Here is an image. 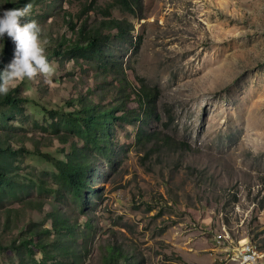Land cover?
<instances>
[{"label": "rangeland", "instance_id": "374dc122", "mask_svg": "<svg viewBox=\"0 0 264 264\" xmlns=\"http://www.w3.org/2000/svg\"><path fill=\"white\" fill-rule=\"evenodd\" d=\"M105 18L134 30L115 32L105 54L71 51L68 22ZM25 19L56 71L50 84L17 82L18 105L0 102L13 147L0 156V264H108L110 244L127 254L119 264H237L229 250L245 243L264 264V0H141L137 13L118 0H40ZM142 85L157 91L149 122L109 123L98 143L85 132L81 99L132 110ZM138 125L181 144L141 143ZM74 146L91 164L84 199L38 152L65 160Z\"/></svg>", "mask_w": 264, "mask_h": 264}, {"label": "trees", "instance_id": "16d2710c", "mask_svg": "<svg viewBox=\"0 0 264 264\" xmlns=\"http://www.w3.org/2000/svg\"><path fill=\"white\" fill-rule=\"evenodd\" d=\"M40 0H6L7 8H22L26 3H31L34 5ZM125 8L133 13L138 12V8L141 5V0H118ZM72 21V20H70ZM73 30L77 33V44L74 48H70L71 51L79 52L81 50L82 44H87L91 49L90 51L105 54V44L113 37L114 33L117 32L119 37H124L134 30L132 24L126 20L105 18L97 20L91 24L89 22H83L79 29L72 22H68ZM0 49V70L3 65L9 60V55L12 51L13 43L10 39L5 37L2 40ZM82 52V51H81ZM65 53L62 50H56L55 54L63 55ZM68 53V52H67ZM122 79V78H121ZM127 81L125 78L121 80V85L123 89H127L125 84ZM134 99L137 104L136 108L132 110L126 109L125 105L121 103L102 105V103L90 102L88 99L83 98L80 100V110L81 117L79 119L83 122L85 127V132L93 137V140L98 143L99 138L97 131L99 129L103 130L105 134L108 133V124L116 123L121 120L126 123H141L149 122V119L155 114L156 107V97L157 91L155 88H151L147 85L138 86L133 90ZM1 103H9L11 105H18L20 99L13 95L10 91L7 96H3L0 100ZM118 109H123V113L120 116L116 115ZM71 117L73 115H70ZM137 137L141 143H151L152 141L162 143L180 145L178 141L172 139L169 136H160L158 131L145 130L143 126L138 125ZM62 140H65L62 138ZM5 143L3 139L0 138V156L2 151H11L13 147H4ZM26 149V147H25ZM24 150V148H23ZM40 154L45 156L46 159L52 161L58 169V174L63 179V181L68 184L72 192L79 199H84V190L89 187L88 173L90 169V160L88 159V152L84 147L78 148L74 146L70 153L67 154L66 159H59L54 157L49 153L42 152L38 150ZM5 174L2 172V166L0 163V178H5ZM52 224L56 229L73 231L75 228L74 224H71L69 220H64V218H54ZM88 229L93 228L91 221L86 224ZM31 233V232H30ZM127 257V254L121 249L113 244L107 246L105 250L104 259L108 264H119L122 258Z\"/></svg>", "mask_w": 264, "mask_h": 264}, {"label": "clouds", "instance_id": "9594fccd", "mask_svg": "<svg viewBox=\"0 0 264 264\" xmlns=\"http://www.w3.org/2000/svg\"><path fill=\"white\" fill-rule=\"evenodd\" d=\"M33 5L0 8V39L7 37L15 45L11 61L0 70V96H7L17 82L38 75L50 84L55 68L46 55L41 28L36 20H26Z\"/></svg>", "mask_w": 264, "mask_h": 264}, {"label": "built area", "instance_id": "2783aa9c", "mask_svg": "<svg viewBox=\"0 0 264 264\" xmlns=\"http://www.w3.org/2000/svg\"><path fill=\"white\" fill-rule=\"evenodd\" d=\"M227 236L222 235L221 236V240H219V242H221L222 240H224ZM236 250L233 251L231 253L230 252V258L233 259L234 262H241V264H246V259L245 257H254L253 256V249H254V244L251 243H245V244H241L240 247H234Z\"/></svg>", "mask_w": 264, "mask_h": 264}, {"label": "bare ground", "instance_id": "6f19581e", "mask_svg": "<svg viewBox=\"0 0 264 264\" xmlns=\"http://www.w3.org/2000/svg\"><path fill=\"white\" fill-rule=\"evenodd\" d=\"M253 256L254 257H245L246 259V264H261V256L259 254V251L257 248L254 246L253 249ZM237 264H241V262H236Z\"/></svg>", "mask_w": 264, "mask_h": 264}]
</instances>
